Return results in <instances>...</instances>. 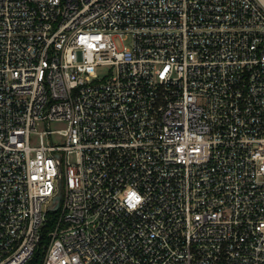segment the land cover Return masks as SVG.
<instances>
[{
	"label": "built area",
	"instance_id": "2783aa9c",
	"mask_svg": "<svg viewBox=\"0 0 264 264\" xmlns=\"http://www.w3.org/2000/svg\"><path fill=\"white\" fill-rule=\"evenodd\" d=\"M59 190L44 264H264V0H0V264Z\"/></svg>",
	"mask_w": 264,
	"mask_h": 264
},
{
	"label": "trees",
	"instance_id": "16d2710c",
	"mask_svg": "<svg viewBox=\"0 0 264 264\" xmlns=\"http://www.w3.org/2000/svg\"><path fill=\"white\" fill-rule=\"evenodd\" d=\"M59 216V209L48 211V220L43 228L42 238L40 243L32 256L25 264H44L45 254L50 241V230L54 227Z\"/></svg>",
	"mask_w": 264,
	"mask_h": 264
},
{
	"label": "rangeland",
	"instance_id": "374dc122",
	"mask_svg": "<svg viewBox=\"0 0 264 264\" xmlns=\"http://www.w3.org/2000/svg\"><path fill=\"white\" fill-rule=\"evenodd\" d=\"M66 125L65 122H52V127L53 128H59V127H64ZM40 129H42L43 127L39 126ZM53 140L54 142H61L62 141V137L59 134H55L53 135V138H50L48 135L46 136V142ZM72 159H74V156H72Z\"/></svg>",
	"mask_w": 264,
	"mask_h": 264
},
{
	"label": "water",
	"instance_id": "95a60500",
	"mask_svg": "<svg viewBox=\"0 0 264 264\" xmlns=\"http://www.w3.org/2000/svg\"><path fill=\"white\" fill-rule=\"evenodd\" d=\"M60 199H61V191L59 190L58 193L55 196V203L54 205L51 207L52 210H57L60 204Z\"/></svg>",
	"mask_w": 264,
	"mask_h": 264
}]
</instances>
